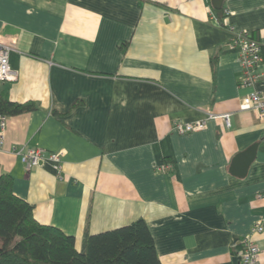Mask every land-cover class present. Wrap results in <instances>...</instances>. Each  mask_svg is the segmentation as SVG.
<instances>
[{
    "label": "crops",
    "instance_id": "obj_1",
    "mask_svg": "<svg viewBox=\"0 0 264 264\" xmlns=\"http://www.w3.org/2000/svg\"><path fill=\"white\" fill-rule=\"evenodd\" d=\"M212 0H0V37L14 44L6 150L64 151L26 171L0 153V175L36 219L76 239L143 219L162 264H242V240L264 228V121L242 99L264 92V0H225L226 22L262 46L261 78L240 87L239 49L210 19ZM217 13V12H216ZM211 118L180 134L178 122ZM257 144L245 176L237 155ZM264 264V230L253 235Z\"/></svg>",
    "mask_w": 264,
    "mask_h": 264
},
{
    "label": "trees",
    "instance_id": "obj_2",
    "mask_svg": "<svg viewBox=\"0 0 264 264\" xmlns=\"http://www.w3.org/2000/svg\"><path fill=\"white\" fill-rule=\"evenodd\" d=\"M219 20L224 10H217ZM34 103L10 101L0 92V113L15 117L35 111ZM0 264H162L143 219L85 235L83 248L57 227L41 224L34 207L14 193V178L0 175Z\"/></svg>",
    "mask_w": 264,
    "mask_h": 264
},
{
    "label": "built area",
    "instance_id": "obj_3",
    "mask_svg": "<svg viewBox=\"0 0 264 264\" xmlns=\"http://www.w3.org/2000/svg\"><path fill=\"white\" fill-rule=\"evenodd\" d=\"M210 2V0H207ZM210 19L225 28L230 36V45L239 49L240 63L242 67V76L240 87L251 89L256 82L262 77L256 72V67L263 61L262 46L253 39L247 32L238 29L233 24H228L226 20L231 15L229 10H224L222 22L219 20L217 13L209 7ZM14 50V44L5 41L0 37V83L16 81L18 71L13 69L10 64V53ZM242 111H253L259 120L264 121V92L253 91L247 94L241 103ZM230 113L215 115L210 114L207 118L195 120L192 122H178L174 129L180 134L202 131L207 127V121L211 118L221 119L227 127L230 126ZM9 116L0 113V153H12L20 158L21 163L26 171H31L36 167L49 163L62 179L64 151L48 152L42 148L20 147L6 150V136ZM262 223H257L251 229V232L244 237L241 246L240 259L242 264H261L260 249L253 241V235L263 232Z\"/></svg>",
    "mask_w": 264,
    "mask_h": 264
},
{
    "label": "water",
    "instance_id": "obj_4",
    "mask_svg": "<svg viewBox=\"0 0 264 264\" xmlns=\"http://www.w3.org/2000/svg\"><path fill=\"white\" fill-rule=\"evenodd\" d=\"M225 0H212V5L215 9L220 10L223 6ZM257 144L251 146L246 151L240 153L236 156L233 162V171L234 174L238 176H245L248 172L251 164L256 158Z\"/></svg>",
    "mask_w": 264,
    "mask_h": 264
}]
</instances>
